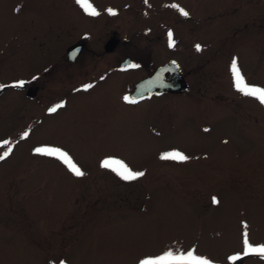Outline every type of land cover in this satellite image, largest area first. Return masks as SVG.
<instances>
[{"label":"rangeland","instance_id":"374dc122","mask_svg":"<svg viewBox=\"0 0 264 264\" xmlns=\"http://www.w3.org/2000/svg\"><path fill=\"white\" fill-rule=\"evenodd\" d=\"M89 3L99 15L77 0H0V155L11 147L0 160V264H140L169 251L264 264L244 243L247 232L264 245V103L236 89L231 67L264 87V0ZM77 41L87 49L64 63ZM126 56L150 70L176 58L194 89L128 105L149 69L111 70ZM43 146L85 175L35 152ZM172 151L190 159L161 158ZM105 160L145 175L125 180Z\"/></svg>","mask_w":264,"mask_h":264},{"label":"snow or ice","instance_id":"6c2138e0","mask_svg":"<svg viewBox=\"0 0 264 264\" xmlns=\"http://www.w3.org/2000/svg\"><path fill=\"white\" fill-rule=\"evenodd\" d=\"M77 3H79L82 7H84L85 11H87L90 15L93 16L99 15V12H97V10L92 6V4L89 3V0H77ZM172 7L178 8L180 13L184 16L189 15V13L183 8H180L179 5H172ZM109 12L115 14L112 9H109ZM171 36L172 33L169 32V37L171 38ZM174 45H175V41H172L170 46H174ZM196 48L198 51L201 50L200 45H196ZM132 67H137V65H132ZM231 67L234 74V86L236 87V89L245 95L256 97L257 99H259L261 103H264V87H258L248 84L245 80V77L242 75L241 70L238 67L235 59L233 60ZM24 84L25 81H19L14 86L23 87ZM2 87L4 86L0 85V88ZM90 87L91 85H85V89ZM128 99H129L128 97H125V100ZM57 107H62V105H58ZM56 110L57 108L55 107L50 109L51 112H55ZM27 135L28 133L25 132L24 136L26 137ZM4 143L9 144V142L7 141H5ZM35 152L43 155L53 156L62 160L65 163V165L68 166V168L77 177H83L85 175V173L81 170V168L76 163L73 162L71 156L61 148L52 147V146H43L36 148ZM10 153H11V147H9L8 151L4 152L3 155H0V160L5 159ZM161 158L179 160V161H187L188 159H190L189 156H187L186 154L180 151L166 152L161 156ZM113 165H117V167L113 168V170L116 171L117 174L120 175L125 180H135L145 175V173L142 171H134L128 165L124 164L122 161L105 160L102 166L105 168H112ZM213 202L219 203V201L215 197H213ZM244 237H245L244 243L246 246V252H254L264 255V245L258 247L253 246L248 240L247 232H245ZM231 259L237 260L239 259V257L233 256ZM140 264H212V262L206 258L195 255V253L191 251L188 252L187 254H179V255L169 251L160 256L145 258L140 261Z\"/></svg>","mask_w":264,"mask_h":264},{"label":"water","instance_id":"95a60500","mask_svg":"<svg viewBox=\"0 0 264 264\" xmlns=\"http://www.w3.org/2000/svg\"><path fill=\"white\" fill-rule=\"evenodd\" d=\"M118 44V39L113 37L105 45L106 51H113ZM82 42L70 47L67 52L69 60L76 59L83 50ZM133 58L127 56L119 65V69H128L133 64ZM188 84L184 79L183 71L178 60L170 59L156 67L153 73L145 78L140 79L132 91L125 94L128 97L126 102H138L148 98L153 94L163 92L181 93L187 90Z\"/></svg>","mask_w":264,"mask_h":264},{"label":"flooded vegetation","instance_id":"af4514ba","mask_svg":"<svg viewBox=\"0 0 264 264\" xmlns=\"http://www.w3.org/2000/svg\"><path fill=\"white\" fill-rule=\"evenodd\" d=\"M113 37H115V38H119V36L117 35V33H114L111 37H109L108 39H107V41H106V43L108 42V40H110L111 38H113ZM119 40V39H118ZM80 42H82L83 44H84V46H83V50L81 51V53L79 54V56L76 58V59H74V60H69L68 59V57H67V52H68V49L70 48V47H72V46H74V45H76V44H78V43H80ZM106 43L104 44V49H105V45H106ZM87 49V45H86V43L85 42H83V41H77L76 43H74V44H72V45H70V46H68L67 47V49H66V58H65V61H64V63H66V64H69V65H75V63L76 62H78L81 58H80V56L84 53V51ZM106 51V50H105ZM106 52H111V51H106ZM127 57V56H126ZM125 57V58H126ZM124 58V59H125ZM133 58V57H132ZM124 59H122V60H120V62L118 63V62H116V63H113V64H111L110 65V68H111V70H114V71H117V70H119V71H121V72H127L128 70H130L131 68H132V65H135V64H137V63H139L140 62V64L141 65H143V66H145V67H147L149 70H148V74H146L145 76H143V77H140L139 79H137L134 83H133V88H134V85L140 80V79H142V78H145V77H147V76H149V75H151L152 73H153V71L156 69V67L157 66H159V65H161V64H164L165 62H167V61H169L170 59H173V58H170L169 60H167V61H164V62H162V63H159V64H157V65H154V67L152 68V70H150V68H151V66H152V63L150 62V60L149 61H145L144 59H136V61H135V59L133 58V64L128 68V69H119V65H120V63L124 60ZM174 59H176V58H174ZM177 60V59H176ZM179 61V60H178ZM179 63H180V65H181V68H182V71H183V75H184V79L186 80V82H187V84H188V88H187V90H185L184 92H181V93H173V92H163V93H161V94H153V95H151L150 97H148V98H145V99H142V100H140V101H138V102H126L125 100H124V103H127L128 105H139L141 102H144V101H148V99L149 100H151V99H153V98H155V97H161V96H163V95H171V94H178V95H181V94H186L187 92H191L193 89H194V85H193V83H194V81L190 78V74H188V71L184 68V66H183V64H181V62L179 61ZM151 65V66H150ZM108 66V65H107ZM49 70V69H48ZM47 70V71H48ZM113 71H110V73H112ZM67 77H69V75H67ZM133 88H132V90H133ZM132 90H130V91H132ZM129 92V91H128ZM127 93V92H126ZM125 93V94H126ZM29 94H31L32 96H34V94L32 93V90H30L29 91ZM170 160V159H169Z\"/></svg>","mask_w":264,"mask_h":264}]
</instances>
